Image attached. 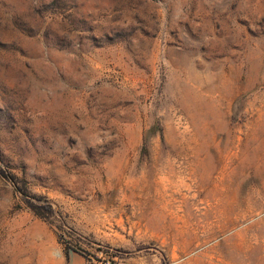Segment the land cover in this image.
<instances>
[{
  "label": "rangeland",
  "instance_id": "374dc122",
  "mask_svg": "<svg viewBox=\"0 0 264 264\" xmlns=\"http://www.w3.org/2000/svg\"><path fill=\"white\" fill-rule=\"evenodd\" d=\"M0 167V264H264V0H0Z\"/></svg>",
  "mask_w": 264,
  "mask_h": 264
},
{
  "label": "trees",
  "instance_id": "16d2710c",
  "mask_svg": "<svg viewBox=\"0 0 264 264\" xmlns=\"http://www.w3.org/2000/svg\"><path fill=\"white\" fill-rule=\"evenodd\" d=\"M0 175L7 180L11 186L18 192L20 193L23 197H29V193L25 190H21L18 186H17V182L16 179L13 175L9 174L4 168L0 167ZM32 211L34 212L35 215L40 216L41 212L38 211L37 208L31 206ZM47 211H52L50 205H47V208H45Z\"/></svg>",
  "mask_w": 264,
  "mask_h": 264
},
{
  "label": "built area",
  "instance_id": "2783aa9c",
  "mask_svg": "<svg viewBox=\"0 0 264 264\" xmlns=\"http://www.w3.org/2000/svg\"><path fill=\"white\" fill-rule=\"evenodd\" d=\"M94 264H100V263H94ZM105 264H108V263H105Z\"/></svg>",
  "mask_w": 264,
  "mask_h": 264
}]
</instances>
